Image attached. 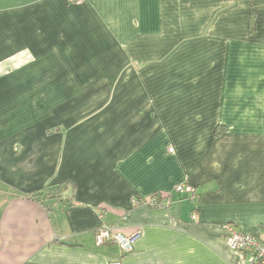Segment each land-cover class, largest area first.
<instances>
[{
    "label": "crops",
    "instance_id": "1",
    "mask_svg": "<svg viewBox=\"0 0 264 264\" xmlns=\"http://www.w3.org/2000/svg\"><path fill=\"white\" fill-rule=\"evenodd\" d=\"M229 223L264 239V0H0V264H248Z\"/></svg>",
    "mask_w": 264,
    "mask_h": 264
},
{
    "label": "built area",
    "instance_id": "2",
    "mask_svg": "<svg viewBox=\"0 0 264 264\" xmlns=\"http://www.w3.org/2000/svg\"><path fill=\"white\" fill-rule=\"evenodd\" d=\"M170 151H173V149H170ZM175 191L194 201H197L200 197L197 188L187 182L177 184L175 186ZM141 201L143 204L159 208H165L170 204V201L167 198L159 200L155 196ZM192 217L197 218V213H194ZM224 229L226 230V240L228 245L232 249L240 251L246 255V257H248V264H264V239H260L254 234L242 233L230 223L226 224ZM134 238L135 234L126 235L114 227L101 228L95 235L96 243L98 245H102L106 242L113 243L123 254L132 251ZM109 264H122V262L114 261Z\"/></svg>",
    "mask_w": 264,
    "mask_h": 264
},
{
    "label": "trees",
    "instance_id": "3",
    "mask_svg": "<svg viewBox=\"0 0 264 264\" xmlns=\"http://www.w3.org/2000/svg\"><path fill=\"white\" fill-rule=\"evenodd\" d=\"M64 191V185L63 183L61 184H52V185H45L42 186L38 189H35L33 191H31L30 193H28V197L32 198L36 201H39L40 203L44 204L46 201L53 199V198H61L62 194ZM155 197H157L159 200L161 199H168L169 196L168 195H161V194H157L154 195ZM153 196V197H154ZM135 205L137 204H142L141 200H138L136 203H134Z\"/></svg>",
    "mask_w": 264,
    "mask_h": 264
}]
</instances>
